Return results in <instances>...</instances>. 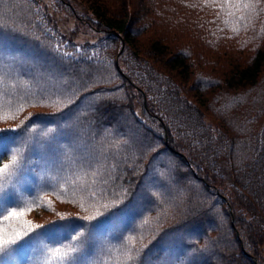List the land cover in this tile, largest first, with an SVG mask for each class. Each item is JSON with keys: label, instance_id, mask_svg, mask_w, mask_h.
Here are the masks:
<instances>
[{"label": "trees", "instance_id": "obj_1", "mask_svg": "<svg viewBox=\"0 0 264 264\" xmlns=\"http://www.w3.org/2000/svg\"><path fill=\"white\" fill-rule=\"evenodd\" d=\"M41 1L0 0V264H264V0H81L83 42Z\"/></svg>", "mask_w": 264, "mask_h": 264}, {"label": "rangeland", "instance_id": "obj_2", "mask_svg": "<svg viewBox=\"0 0 264 264\" xmlns=\"http://www.w3.org/2000/svg\"><path fill=\"white\" fill-rule=\"evenodd\" d=\"M66 1L71 4L78 15L65 8V4L61 3V0H42L41 2L47 5L54 21L60 28L76 41H95L104 34V30L92 25L93 15L81 0ZM221 165L227 179L230 180L226 165L224 163ZM262 254L264 255V243L262 244Z\"/></svg>", "mask_w": 264, "mask_h": 264}, {"label": "snow or ice", "instance_id": "obj_3", "mask_svg": "<svg viewBox=\"0 0 264 264\" xmlns=\"http://www.w3.org/2000/svg\"><path fill=\"white\" fill-rule=\"evenodd\" d=\"M8 168V165H4L3 169H0V172L6 170ZM10 216L18 215L16 212H12L9 214ZM9 217H4L5 220H7ZM11 243H15L14 240H4L3 238H0V254H5L7 252V246Z\"/></svg>", "mask_w": 264, "mask_h": 264}]
</instances>
